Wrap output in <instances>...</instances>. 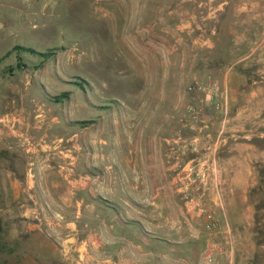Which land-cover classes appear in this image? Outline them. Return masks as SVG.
<instances>
[{
  "label": "rangeland",
  "instance_id": "obj_1",
  "mask_svg": "<svg viewBox=\"0 0 264 264\" xmlns=\"http://www.w3.org/2000/svg\"><path fill=\"white\" fill-rule=\"evenodd\" d=\"M252 3L264 8V0ZM233 6L231 0H0V146H8L0 148V168H23L21 154L29 162L26 156L34 140L46 141L53 155L63 159L68 154L65 163H54L57 170L87 181L88 187V178L100 185V174L83 171L84 162L102 154L101 139H119L118 130L127 125L118 126L116 120L115 128L108 126L106 118L101 120V106L110 104V118L123 113L130 123L139 105L143 122L155 118L156 128H170L166 134L157 129L155 135L164 139L166 166L176 175V155L181 164L194 157L190 146L176 151L181 140L189 143L196 135L187 108L201 126L212 116L224 122L230 118L229 91L216 71L224 50L211 44L214 31L228 42L234 20L228 8ZM259 16L264 20V13ZM252 31L253 40H264V22L253 21ZM21 46L36 52L17 48ZM48 51V56L38 54ZM208 78L218 84L224 102L220 108L206 100L205 91L188 89ZM239 83L227 82L233 87ZM237 115L243 122L250 117L248 112ZM203 137L210 141L209 135ZM28 171L33 173L30 164ZM255 171L260 179L252 187L253 224L226 225L217 217L225 232L209 233L193 224L184 200L186 218L173 227L170 239L151 238L156 245L141 244V253L157 250L160 264H203L208 243L217 241L223 253L232 251L237 264H264V167ZM88 187L78 189L79 198ZM45 209L58 216V211ZM67 212L73 218L75 210ZM32 214L39 219L37 212ZM30 228L13 224L11 211L0 209V264H69L64 253L52 256L44 248L43 237L56 238L53 228L39 223ZM125 247L133 264L153 262L131 245ZM96 259V264L106 263L103 257Z\"/></svg>",
  "mask_w": 264,
  "mask_h": 264
},
{
  "label": "crops",
  "instance_id": "obj_2",
  "mask_svg": "<svg viewBox=\"0 0 264 264\" xmlns=\"http://www.w3.org/2000/svg\"><path fill=\"white\" fill-rule=\"evenodd\" d=\"M231 1L234 6L228 11L234 20L228 42L213 30L211 44L222 48L224 57L227 55L218 62L216 71L229 91L230 118L224 122L213 120L212 116L206 121L198 133L201 138L197 146L203 152L206 145L209 147V158L203 161L209 179L205 199L209 208L222 223L243 226L254 223L252 187L260 179L255 169L264 167V85L259 84L264 79V40L252 39L253 21L263 24L259 15L264 13L261 10L264 8L257 9L252 0ZM256 14L258 17H254ZM233 81L241 83L235 87L227 84ZM238 96L245 99L238 101ZM112 108L110 104L101 106L104 110L101 120L106 118L108 126L114 128L116 120L118 126L126 123L124 129L118 130L122 136L117 140L109 136L101 139L102 154L97 158L92 156L90 162L86 158L83 166V171L93 177L100 174V185L88 178V187L87 181L82 183L74 174L57 170L54 163H65L68 154L63 159L58 153L53 155L46 141L34 140L26 156L29 162L21 154L23 168L14 172L0 168V209L10 210L11 222L22 229L38 223L53 228L56 238L43 237L44 248L52 256L64 253L71 259L69 264H96L99 261L96 257H103L105 264H133L125 245L141 253V244L156 245L150 241L157 238L169 240L173 227L186 218L179 177L168 171L166 143L155 135L157 129L166 134L170 128L166 125L156 128L152 120L155 118L143 122L139 105L133 108L130 123L125 122L123 113L116 119L113 115L110 118ZM240 112H248L249 119L240 121L237 115ZM206 135L210 141L203 137ZM29 164L33 173L26 172ZM86 187L85 196L79 198L78 189ZM198 190L192 186L189 192L196 194ZM46 207L58 211V216L48 215ZM68 209L75 210L73 218L65 216ZM32 211L38 213V220ZM30 230L43 233L40 229ZM141 254L152 258L149 264H160L163 260L155 249ZM141 254L137 255L138 259ZM217 264H237V261L232 251H227L218 254Z\"/></svg>",
  "mask_w": 264,
  "mask_h": 264
},
{
  "label": "built area",
  "instance_id": "obj_3",
  "mask_svg": "<svg viewBox=\"0 0 264 264\" xmlns=\"http://www.w3.org/2000/svg\"><path fill=\"white\" fill-rule=\"evenodd\" d=\"M189 90L205 91L206 100L214 104L215 108H220L223 106V99L221 92L216 81L211 78L206 79L203 82L196 83L195 85H190ZM224 98V97H223ZM187 112L191 113V123L190 128L195 131L196 135L192 142L187 143L181 140V145H179L176 151L185 149L190 146V150L194 153V157L184 164L180 163V155L177 154L173 162L174 167H178L176 175H178L180 180V192L185 200V207L191 216L195 220L197 226L209 233L222 234L225 232L222 224L215 215V212L209 208L208 203H206V194L209 189V179L208 174L205 172L204 160L208 159V145L205 146L204 152L201 150L202 147L197 146L199 140L198 133L201 129V120L195 113H193L192 108L188 107ZM207 151V153H206ZM204 165V169H203ZM199 186V190L196 194L189 192L190 187ZM222 252L221 243L217 241L210 242L204 251V263L203 264H217V256Z\"/></svg>",
  "mask_w": 264,
  "mask_h": 264
},
{
  "label": "trees",
  "instance_id": "obj_4",
  "mask_svg": "<svg viewBox=\"0 0 264 264\" xmlns=\"http://www.w3.org/2000/svg\"><path fill=\"white\" fill-rule=\"evenodd\" d=\"M17 48H23V49H25V50H28V51H30V52H32V53H35L36 52V50H34V49H32V48H29V47H23V46H21V47H17ZM38 54H42V55H44V56H48V54H49V51L48 52H39ZM18 67H20L21 66V62H20V60L17 62V64H16ZM61 96L63 97L64 96V93L63 94H61ZM61 96H59V98H61Z\"/></svg>",
  "mask_w": 264,
  "mask_h": 264
}]
</instances>
